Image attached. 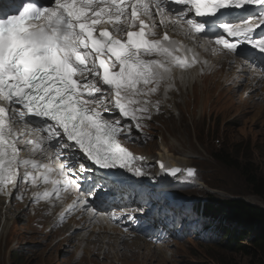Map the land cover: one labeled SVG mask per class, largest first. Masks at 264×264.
I'll return each mask as SVG.
<instances>
[{"label":"snow or ice","instance_id":"6c2138e0","mask_svg":"<svg viewBox=\"0 0 264 264\" xmlns=\"http://www.w3.org/2000/svg\"><path fill=\"white\" fill-rule=\"evenodd\" d=\"M169 24L213 51L222 46L247 59L242 46H250L264 55V34L255 35L264 0H0V193L42 185L34 199L54 206L74 192L64 211L94 216L87 194L121 175L100 170L145 175V162L122 140L135 142L133 128L140 132L159 110L152 97L161 85L166 97L176 70L199 62L167 31L151 38ZM159 167L171 177L195 175Z\"/></svg>","mask_w":264,"mask_h":264},{"label":"rangeland","instance_id":"374dc122","mask_svg":"<svg viewBox=\"0 0 264 264\" xmlns=\"http://www.w3.org/2000/svg\"><path fill=\"white\" fill-rule=\"evenodd\" d=\"M177 33L181 43L192 45L199 53L195 52L201 64L194 65L189 72H194L196 84L186 87L179 82L180 89L173 94L177 89L173 83L170 97L177 108L175 114L173 110L170 116L161 112L164 110L161 103L157 111L161 114L152 118V112L150 119L142 121L146 126L133 136L135 142L122 140L130 152L156 162V168L161 156L170 154L188 161L196 171L195 179L190 180L182 174L173 178L180 183L178 187L160 189L150 184L152 188L143 187L128 193L130 199L140 200L137 209L147 206L148 209H143L162 221L168 228V239L159 244L149 243L145 236L121 232L112 224V227L96 226L95 230L76 228L71 234V230L64 228L62 220L65 216L59 218L62 222L57 225L56 217L47 215V207L50 211L61 212L64 206L59 203L45 206V200L38 205L36 200L33 202V194L42 192V185L36 188L22 184L8 199L4 200L0 195V264H264V256L254 259L242 251L227 248L219 237L211 240L208 236L198 235L196 224L190 223L197 218L189 211L192 205L184 203L182 206L176 201V198H198L203 213L206 205L208 208L217 207L229 199H241L264 208V203L250 193L237 171L226 169L213 159L214 153L222 149L234 157H251L253 169L263 170L264 78L252 69L249 62L235 55L236 70L229 75L220 73L214 68V52L206 44L199 40L194 42L179 29ZM241 62L247 66H238ZM152 165L149 164L154 167ZM154 199L162 201L150 202ZM65 203L63 201V205ZM81 216L88 222L85 227L89 228L98 220L96 215L87 216L85 212L76 213V220ZM174 217L178 221L169 228ZM156 218L155 221L159 222ZM100 222L107 221L100 219ZM108 228L106 234L104 230ZM150 229L157 230L155 227ZM176 229H184L186 235L176 237ZM82 234L85 238L73 237L72 240L76 241L69 242L70 235ZM242 244L247 248L250 246L248 241Z\"/></svg>","mask_w":264,"mask_h":264},{"label":"bare ground","instance_id":"6f19581e","mask_svg":"<svg viewBox=\"0 0 264 264\" xmlns=\"http://www.w3.org/2000/svg\"><path fill=\"white\" fill-rule=\"evenodd\" d=\"M166 29V28H165ZM263 28H259L258 30H262ZM161 31V30H160ZM165 31H167V32H171V33H173V35H178V33H177V29H175V28H173V26L171 25V24H169V26H168V28L165 30ZM154 32L155 33H157V30H154ZM179 32V31H178ZM180 33V32H179ZM257 36V35H256ZM260 37V36H259ZM199 41L201 42V43H204V44H206L208 47H209V50L213 53V59H214V61H215V63H216V65L214 66V68H217V70L221 73V72H227L228 73V75L229 74H231L232 72H234L235 70H236V68L234 69V64L235 63H238L236 60L237 59H235L234 58V56L232 55V53L230 52V54H231V56H230V54H227V52H221V48L219 47V46H215V48H216V51H213V46L214 45H210L209 43H208V41L207 40H205V39H199ZM182 42V41H181ZM183 44V43H182ZM184 46H187L186 44H183ZM189 45V44H188ZM190 46H192V45H190ZM188 48H190L189 46H187ZM193 50H194V52H196L197 53V55H199V53L196 51V49L195 48H192ZM246 49H250V46H242V51H245ZM251 50V49H250ZM255 51V53H258V50H254ZM221 53V54H220ZM219 55H221L220 57H218ZM218 58H220V59H218ZM225 58V59H224ZM218 59V60H217ZM217 60V61H216ZM199 62H198V64L200 65L201 64V61L200 60H198ZM229 64V66L227 65V64ZM238 66H240V67H246L247 65H245L243 62H241V63H239L238 64ZM204 68H206V61H205V64H204ZM216 69H214V72H218ZM191 70L190 69H187V70H184V71H181V70H176V72H175V78L173 79V81L171 82V87H169L168 88V91H167V96L165 97V95H164V85H161V89H160V92L159 93H157L156 95H154L153 97H152V99L153 100H157V99H159L160 100V105H161V103H162V106H163V108H164V110H161V112H163V111H165L166 112V114L168 115L169 114V116L171 115V113H172V110H173V112H174V114H175V110L177 109L176 107H175V104H174V102H173V100H171V97H170V93H171V91L173 90V83H175V85L177 86V89L174 91V93L173 94H175L176 93V91L178 90V89H180V85L182 86V85H184V86H186V87H191L190 86V84L191 83H193L194 85L196 84V83H194L195 82V80H196V77H193V75H195L194 74V72H192V73H189ZM218 72V73H219ZM200 74V73H199ZM197 75H198V73H197ZM199 76V75H198ZM179 82H181V84L179 85ZM178 95H180V93H178ZM198 99V98H197ZM154 110V109H153ZM152 110V112H153V117L152 118H154V117H158L159 116V114L158 113H160V112H157V110L155 109V111H153ZM161 114V113H160ZM166 117V116H165ZM141 123H142V125L143 126H146V125H144L143 124V122L141 121ZM22 130V129H21ZM145 130H148L147 128H145ZM133 131H134V133L136 134V133H138V132H136V130H135V128H133ZM156 131V130H155ZM31 134V133H30ZM33 137H35L36 135H33V134H31ZM167 148V147H166ZM142 160L145 162V167H144V172H145V175H143V176H134V175H132L131 173H128V172H125L124 170H119V173H121L124 177H125V180H123V181H121V182H123V190H126V191H128V189H127V186H131V184L132 183H135V182H137L138 181V179H136V178H139V177H141L142 178V181H143V183L145 184V185H148V184H150L149 183V181H151L152 182V184H154L155 185V187H158V188H165V187H168V186H175V187H177V186H179V183H177V182H175V181H173V180H175V179H169V178H166V177H164L163 176V174H162V171H161V169H160V167H159V164L160 163H163L167 168H172V167H179V168H191V166H190V163L188 162V161H183V160H180V159H178V158H175L174 156H172V155H170V154H164V155H162L161 156V161L158 163V165H157V168L155 167V164H156V162H153L152 161V159H150V158H142ZM149 164H154V165H152V166H154V167H150L149 166ZM156 168V169H155ZM191 180V179H190ZM153 185V186H154ZM42 189H43V186H42ZM42 189H40V190H42ZM38 191V190H37ZM15 193V192H14ZM0 195H2V197L1 198H5L4 200H6V199H8L10 196H8V195H5V194H3V193H0ZM75 195H76V193H70L69 195H67V194H65L64 195V197L66 198H64L65 200H64V202H66L65 204L66 205H64V207H63V209L64 210H66V208H67V206L72 202V200L75 198ZM83 198V197H82ZM117 201H119V202H121L123 205H125L126 203H124V200H123V195L121 196V198H119ZM166 205V204H165ZM45 207H43V209H44ZM50 207H47V215L49 216V215H51V216H54V217H56V224L57 225H61V220L59 219L60 217H61V213H62V211H63V209H62V211L61 212H58L57 210L55 211L54 209H52L51 211H50V209H49ZM144 209H147L146 207H143ZM141 209L140 210V213H145L146 212V210H144V209ZM133 211V212H132ZM135 211H137V209L135 208V207H130V208H125V209H122V210H120V211H117L116 213H117V216L118 217H124V216H128L129 214H131V216L130 217H132V216H135V214H134V212ZM150 212V211H149ZM76 213L77 212H72L71 214H67L66 212H64V216L66 217L65 219L67 220V221H69L70 222V224H69V222H67V221H64V228L67 230V231H69V230H71V234H74L73 232H74V230H72V229H79V228H81V229H87V230H90V229H94V228H96V226H99V225H104V226H107V225H110V227H112V225L111 224H108V223H102V222H100V219H105V220H107L108 218H106V217H101V218H98V216H97V219L98 220H95V222H94V224H93V226L91 227V228H89V227H85V225L88 223L82 216L78 219V220H76V217H75V215H76ZM186 213V212H185ZM186 214H188V213H186ZM86 215L88 216L89 214H87L86 213ZM140 215V218L141 217H148V220H152V219H154V217H152V216H150V214H139ZM129 217V216H128ZM150 217V218H149ZM96 221L98 222V223H96ZM57 227H59L60 228V226H57ZM115 228V227H114ZM155 228H158V227H155ZM109 229L110 228H108V229H105L104 231L106 232V234H108V232H109ZM116 229V228H115ZM95 230V229H94ZM103 230V229H102ZM120 231L121 232H123L121 229H120ZM102 232V231H101ZM103 233V232H102ZM104 234V233H103ZM134 235V234H133ZM136 236V235H135ZM74 237V239H76V238H79L80 237V239H82L83 237L85 238V236H83V234L82 235H80V236H71L70 235V237L69 238H71V240L69 241L70 243L72 242H74V241H76V240H72V238ZM137 237V236H136ZM138 238V237H137ZM168 239V238H167ZM105 240H108V238L107 239H105ZM115 240V238L114 237H112V241H114ZM77 241H79V240H77ZM124 241V240H123ZM126 242V241H125ZM128 242V241H127ZM58 244H60V242H58ZM127 245H128V243H126ZM138 247H142V246H140V245H137Z\"/></svg>","mask_w":264,"mask_h":264},{"label":"trees","instance_id":"16d2710c","mask_svg":"<svg viewBox=\"0 0 264 264\" xmlns=\"http://www.w3.org/2000/svg\"><path fill=\"white\" fill-rule=\"evenodd\" d=\"M214 161L226 169L237 171L243 178L250 193L264 203V168L254 170L250 165L251 157L238 158L226 150L214 153ZM195 201H198L195 199ZM204 219L214 223L210 232L219 237L227 248L242 251L254 259L264 256V208L252 205L241 199H229L218 206L206 205ZM248 241L250 246H243Z\"/></svg>","mask_w":264,"mask_h":264},{"label":"water","instance_id":"95a60500","mask_svg":"<svg viewBox=\"0 0 264 264\" xmlns=\"http://www.w3.org/2000/svg\"><path fill=\"white\" fill-rule=\"evenodd\" d=\"M172 168H174V167H172ZM186 169H187V168L182 169V170H186ZM192 169L194 170V173H195V169H194V168H192ZM183 173L186 175V171H184ZM164 174H165V173H164ZM165 175H166V174H165ZM177 175H178V174H177ZM166 176H167V177H171V176H168V175H166ZM194 176H195V175H194ZM194 176H193V177H194Z\"/></svg>","mask_w":264,"mask_h":264}]
</instances>
